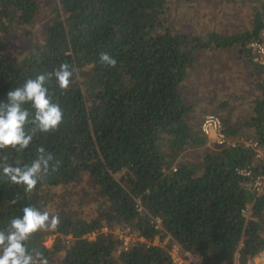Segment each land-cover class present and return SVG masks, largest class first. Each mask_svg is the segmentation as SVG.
<instances>
[{"label": "trees", "instance_id": "16d2710c", "mask_svg": "<svg viewBox=\"0 0 264 264\" xmlns=\"http://www.w3.org/2000/svg\"><path fill=\"white\" fill-rule=\"evenodd\" d=\"M50 2L55 17L42 45L18 58L5 39L14 27L30 35L42 5L0 0V102L26 79L62 63L76 70L66 92L54 78L47 85L64 113L59 130L38 133L23 151L0 152L8 164L22 166L44 147L61 164L30 195L0 170V230L25 206L58 214L57 230L37 232L27 244L49 264H172L173 243L200 256L201 264H247L256 258L264 251V195L256 198L250 179L238 170L254 164V172H264L240 141L264 146V84L249 126H229L223 119L226 136L237 145L222 149L206 148L208 140L188 120L190 108L179 89L197 52L212 46L244 48L256 36L258 9L253 32L204 41L174 29L166 0ZM102 51L117 60L115 68L99 63ZM247 126L252 134L243 131ZM200 150L199 162L186 160L187 152ZM83 180L90 187L84 203L97 204L98 217L92 220L71 211L82 203H75L74 187ZM248 205L253 216L246 221L242 212ZM105 226L129 228L137 240L121 250L123 243L113 234L87 238ZM49 236L55 237L50 249L43 244Z\"/></svg>", "mask_w": 264, "mask_h": 264}, {"label": "rangeland", "instance_id": "374dc122", "mask_svg": "<svg viewBox=\"0 0 264 264\" xmlns=\"http://www.w3.org/2000/svg\"><path fill=\"white\" fill-rule=\"evenodd\" d=\"M42 9L34 23L28 28V33L22 29L13 28L12 36L5 39L9 50L18 58L26 56L35 46L42 45L45 32L54 20L55 15L50 11V0H39ZM170 22L177 32L202 38L207 41L210 36L236 37L251 33L254 30L257 8L248 3L231 2L228 0H177L168 2ZM213 48V46L211 47ZM241 47L234 45L219 50L197 52V63L189 70L187 79L179 89L184 105L190 108L188 120L194 126H200L208 114H217L227 120V125L241 127L251 124L255 116L257 101L263 97L261 86L264 84L262 72L253 64L248 63L240 53ZM224 123V122H223ZM249 126V125H248ZM245 127V133H253V129ZM216 146H209L212 149ZM200 151H189L184 156L191 162L200 161ZM89 184L83 180L74 187L75 203L71 211L74 214L92 220L98 217L97 204L86 205V194ZM63 200L62 197H57ZM106 233L98 231L89 234L88 239H96L98 234H113L122 243L129 239L130 245L137 240L131 229L108 227ZM102 229V228H101ZM48 234L51 231H47ZM54 236H49L44 246L50 249ZM71 238L69 237L68 240ZM132 240L135 242L132 243ZM168 240H164V244ZM157 244V242L155 243ZM123 248V244H122ZM121 248V250H122Z\"/></svg>", "mask_w": 264, "mask_h": 264}, {"label": "clouds", "instance_id": "9594fccd", "mask_svg": "<svg viewBox=\"0 0 264 264\" xmlns=\"http://www.w3.org/2000/svg\"><path fill=\"white\" fill-rule=\"evenodd\" d=\"M98 60L106 68L117 65V60L108 52L102 51ZM75 72L65 62L53 72L28 78L21 86L7 92L6 101L0 102V152L23 151L38 133L50 134L59 130L64 113L59 104L52 102L47 85L54 78L58 89L66 92ZM37 152L30 163L22 166L8 164V156H0L3 178L20 186L25 195L33 193L38 182L61 166L44 147H39ZM59 226L58 214L31 205L23 207L22 215L11 218L6 228L0 230V264H49L42 253L30 252L27 244L35 233L55 231Z\"/></svg>", "mask_w": 264, "mask_h": 264}, {"label": "built area", "instance_id": "2783aa9c", "mask_svg": "<svg viewBox=\"0 0 264 264\" xmlns=\"http://www.w3.org/2000/svg\"><path fill=\"white\" fill-rule=\"evenodd\" d=\"M167 2H174L177 0H166ZM231 2L248 3L259 11V18L261 28L250 41L244 45V51L246 52L247 58L250 63L253 64L259 71L262 72L264 79V0H228ZM264 124V117H263ZM201 132L208 140L209 146H216L222 148H234L237 143L235 140L230 139L224 132V126L222 119L216 114H208L202 124ZM247 148H250L255 153V160L264 167V146L261 145L258 140H246L241 139ZM241 176L250 179L251 188L256 198L264 195V172H254V164L247 166V168L238 170ZM243 217L246 221L252 219V205H248L242 212ZM159 223V221H157ZM107 228H102L101 233H106ZM99 232V233H100ZM130 240L127 239L123 243L122 250H127L130 245ZM135 241L132 240V243ZM169 255L171 257L172 264H201V257L194 256L183 249L177 244L173 243ZM238 264V263H236ZM247 264H264V251L260 253L256 258L247 262Z\"/></svg>", "mask_w": 264, "mask_h": 264}, {"label": "crops", "instance_id": "0c3cea01", "mask_svg": "<svg viewBox=\"0 0 264 264\" xmlns=\"http://www.w3.org/2000/svg\"><path fill=\"white\" fill-rule=\"evenodd\" d=\"M219 49H222V48H210V49H207V50H202L203 52L204 51H210V50H219ZM241 50H244L243 48ZM242 52V53H241ZM199 53V52H198ZM240 53L243 55L244 59L247 60L248 63H250L249 59L247 58V55H246V52L245 51H240ZM197 54V53H196ZM195 54V56H196ZM197 63V61L195 60L194 61V65ZM189 76V75H188ZM182 85L180 86V89H181ZM256 115V114H255Z\"/></svg>", "mask_w": 264, "mask_h": 264}]
</instances>
